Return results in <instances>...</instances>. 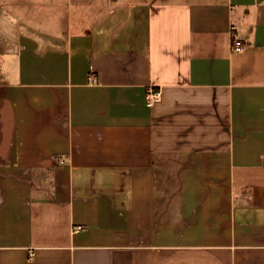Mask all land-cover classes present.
<instances>
[{"label":"crops","instance_id":"obj_1","mask_svg":"<svg viewBox=\"0 0 264 264\" xmlns=\"http://www.w3.org/2000/svg\"><path fill=\"white\" fill-rule=\"evenodd\" d=\"M54 1L0 6V264H264V0Z\"/></svg>","mask_w":264,"mask_h":264},{"label":"rangeland","instance_id":"obj_2","mask_svg":"<svg viewBox=\"0 0 264 264\" xmlns=\"http://www.w3.org/2000/svg\"><path fill=\"white\" fill-rule=\"evenodd\" d=\"M54 3V0H0V6L16 12L18 19H25L34 26L43 25L50 30L55 29L59 34L64 25V17L59 5L57 10L53 9ZM38 194L47 195V192L39 191Z\"/></svg>","mask_w":264,"mask_h":264},{"label":"built area","instance_id":"obj_3","mask_svg":"<svg viewBox=\"0 0 264 264\" xmlns=\"http://www.w3.org/2000/svg\"><path fill=\"white\" fill-rule=\"evenodd\" d=\"M246 48V44L240 39H234L231 45V51L240 53ZM94 79V78H93ZM162 92L159 89H150L147 94V106L152 107L161 100Z\"/></svg>","mask_w":264,"mask_h":264},{"label":"trees","instance_id":"obj_4","mask_svg":"<svg viewBox=\"0 0 264 264\" xmlns=\"http://www.w3.org/2000/svg\"><path fill=\"white\" fill-rule=\"evenodd\" d=\"M57 160V159H56ZM56 162V164L58 163V161H55Z\"/></svg>","mask_w":264,"mask_h":264}]
</instances>
